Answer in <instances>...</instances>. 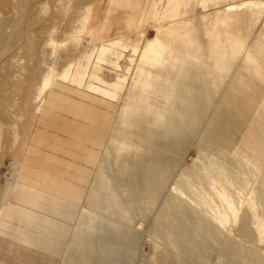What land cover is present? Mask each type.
<instances>
[{
	"label": "rangeland",
	"instance_id": "374dc122",
	"mask_svg": "<svg viewBox=\"0 0 264 264\" xmlns=\"http://www.w3.org/2000/svg\"><path fill=\"white\" fill-rule=\"evenodd\" d=\"M88 4L0 0V264H264V150L250 135L264 125V0H148L128 37L98 43L76 39ZM175 24L169 43H151ZM124 56L127 76H97ZM90 61L94 89L121 96L100 121L99 152L77 155L93 165L81 195L80 183L20 163L43 82L80 83ZM153 146L173 154L162 177L151 175ZM86 174L80 166L78 181ZM31 192L48 223L7 218L8 206L31 211L21 200Z\"/></svg>",
	"mask_w": 264,
	"mask_h": 264
},
{
	"label": "crops",
	"instance_id": "0c3cea01",
	"mask_svg": "<svg viewBox=\"0 0 264 264\" xmlns=\"http://www.w3.org/2000/svg\"><path fill=\"white\" fill-rule=\"evenodd\" d=\"M147 1L148 0H92L88 22L83 33L84 37L92 43L111 40L120 35L128 37V34L134 27L135 29L139 27L142 19L145 20L149 17L147 7L150 6V4L146 7ZM177 25L178 24L169 26L163 29V31H156V35L151 40V43H169L172 36L176 34ZM88 48L87 46L82 49L87 50ZM128 52L129 51H124L123 54L126 55ZM125 57L126 56L121 57L118 60V64L120 65L118 69H113V67L104 61L100 62V67L96 71L97 76L107 82L112 81L115 73H121L127 76L128 72L125 73L124 68L128 66V62ZM75 58V56L72 57L64 66L68 63L75 62ZM92 61H90L86 67L80 83L57 78L55 85L45 94L46 97L44 95L46 99L43 97L40 103H42L44 99L45 102L42 104L40 111L36 113L32 132L30 133L29 141L24 150V153L27 150V155L25 156L23 154L25 159L22 158L20 163V165L25 168L39 169L45 172L49 171L53 177L56 175L61 182L67 183L70 186H75L80 183V188L82 190L80 192L81 195H83L84 188L89 181L93 165L92 163L80 161L77 155L80 156L85 148L91 150L90 152H93L92 155H96L99 152L104 141L106 129L108 128L105 127V122L102 123L100 121L102 120V116H104L103 119L106 118L107 122L110 121L113 116V110L121 96V91L118 90L116 96L113 97L110 96L113 92H105V94H103L94 89L96 86L101 87V83L95 79L88 78L91 69L90 63H92ZM187 71L189 74L188 77L191 76L192 71L190 69ZM86 114H91L90 116L95 119L89 120L85 118ZM95 114L99 117L97 118ZM84 134L88 136L86 139L82 137L79 140L76 139L78 135L81 136ZM250 135L255 139L254 145H261L263 146L261 150H264V125L262 127L258 126L253 128ZM93 136L96 137V142H94V144H92V140H90ZM173 137L174 135L172 134V138ZM165 140H167L166 137ZM173 140L176 141L175 137ZM146 141L148 144H154V138H148ZM167 141H169V138ZM75 144L80 145L77 148ZM33 148L35 149L32 150ZM152 148L157 151L156 161H158V163L154 166L155 168L154 171L151 172V175L162 177L160 166L162 163H165V165L172 163L173 154L167 152L165 147H159L157 149L153 146ZM257 153H260L258 149L250 150V154L254 157L257 156ZM46 155L55 158V161L46 159ZM29 158H32V161ZM80 166L85 167L88 171V174H86L82 181H78ZM48 181L51 182L49 179ZM48 181H46V183H49ZM26 194L27 195L24 198L22 197L21 200L26 206H30L29 208L31 211L24 208L8 206L5 211V216L7 218L16 217L18 220L27 221L29 223H48L47 220L39 218L32 211L33 208H39L37 201L44 204V199L39 198V194L34 192ZM80 199L81 197L77 198V204ZM49 201L53 205L60 204L56 200ZM73 201V203H75V198ZM10 203L16 206L22 205L17 198H13V201ZM69 210V212L65 214L61 213V215L70 217L72 209ZM35 212L41 215L47 213L42 209H36ZM216 220L222 226L225 224V221L220 216H217ZM52 227L51 230L57 232L58 227H56L55 224H53Z\"/></svg>",
	"mask_w": 264,
	"mask_h": 264
},
{
	"label": "bare ground",
	"instance_id": "6f19581e",
	"mask_svg": "<svg viewBox=\"0 0 264 264\" xmlns=\"http://www.w3.org/2000/svg\"><path fill=\"white\" fill-rule=\"evenodd\" d=\"M89 13H90V4L87 5L86 9H85V13H84V16L82 18V20L80 21V28L78 29V31L76 32V39L79 40V38H81L83 36V33L85 31V28H86V25H87V22H88V17H89ZM55 42H51V46L54 44ZM50 44V42H49ZM56 44V43H55ZM85 44H87V46H89V41H85ZM54 82V80H52L51 78H48L47 80H45L42 84V87L39 91V97L41 95H43L47 90L50 89L52 83ZM241 248V247H240ZM243 249V248H242ZM243 250H240V254H243ZM241 258V257H240ZM258 258V257H257ZM256 258V259H257ZM259 260H261L260 258H258ZM262 261V260H261ZM243 262L240 261V263ZM264 262V261H263ZM257 263L258 260H257ZM262 264V263H261Z\"/></svg>",
	"mask_w": 264,
	"mask_h": 264
}]
</instances>
